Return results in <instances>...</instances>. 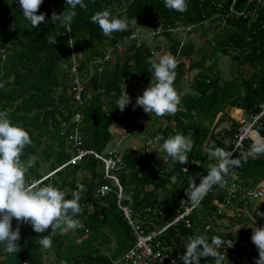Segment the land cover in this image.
Returning a JSON list of instances; mask_svg holds the SVG:
<instances>
[{
  "label": "trees",
  "instance_id": "obj_1",
  "mask_svg": "<svg viewBox=\"0 0 264 264\" xmlns=\"http://www.w3.org/2000/svg\"><path fill=\"white\" fill-rule=\"evenodd\" d=\"M235 1L237 12L251 10L245 0ZM229 2L186 0L187 11L180 13L165 8L164 0H84L87 9L77 6V15L69 31L50 20L33 28L23 17L18 0H0V111H6L11 122L24 127L32 139V146L26 148L22 156L25 160L37 156L28 179L40 182L41 186L57 187L66 193L67 199L76 195L78 184L86 188L79 201L83 212L75 217L82 222V228L57 234L52 246L44 249L36 239L47 233L37 234L29 224H22L19 226L20 250L9 254L0 244V264H46L43 257L50 252L54 260H47V264H112L131 247L129 228L115 205L114 187L110 185L112 191L102 197L96 195L100 185L109 184L102 178V165L91 156H85L76 164L59 167L76 153V147L67 140L74 131L80 137L79 148L102 155L107 149L113 150L108 147L111 140L109 127L116 123V101L121 97V85L130 86L134 79L142 88L155 83L149 71V61L155 60L154 51L147 44L140 41L136 45L135 41H127L121 53L116 51L115 46L128 40L133 28H142L143 36L149 35L153 40L161 38V46L167 54L177 59L174 81L177 91L184 84V76L196 71L184 84L187 91L179 94L178 111L164 116L166 122L173 123L153 130V140L157 135L168 138L179 133L190 137L194 146L188 153V163L183 165L173 163L167 154L165 160L158 162L156 153L159 149L154 147L152 154L147 155L145 142L141 147L118 153L123 169L115 175L122 193L132 194V202L121 199L122 204L137 209L142 204L152 205L154 199L166 195L165 201L180 197L183 183L188 178L195 179L198 184L199 178L206 175L211 157L204 154L205 147L215 144L227 151L231 148L230 139L237 123L229 118L228 109L233 108L235 114L240 111L244 121L248 122L250 116L258 112V106L264 104V9L257 12L256 22L248 24L247 16L227 14ZM67 7L66 0L54 3L57 13ZM105 9L114 18L126 19L127 30L105 36L98 25L90 22L91 15ZM40 13H45L46 20L51 16L45 0L37 12ZM158 24L162 27L159 33L155 30ZM176 29L188 39L182 41ZM193 34L204 39L200 48H196L189 38ZM54 37L55 43L51 44ZM69 43L79 62L77 73L85 80L81 96L83 104L79 106L73 102L72 85L67 79ZM204 44L207 49L201 50ZM153 50L161 48L157 45ZM106 53L113 62H105L100 71L93 67L91 70L88 64ZM220 57H227L234 69L229 79L221 75ZM182 59H189L188 64L185 65ZM87 95L89 98L86 99ZM76 113L79 117L74 120ZM227 122L226 129L214 132L217 126ZM256 132L264 138V120ZM251 143L245 140L241 149L234 152V158L239 159L240 153L248 150ZM191 162L197 166L190 165ZM41 165L47 166L44 173L40 172ZM184 165L189 168L181 174L180 168ZM231 168L249 188L260 187L264 182V155L249 158ZM77 170L83 172L79 179L75 177ZM195 172L200 173L195 175ZM199 212L200 219L191 216L193 226L182 230L180 239L205 235L209 243L212 236L231 240L233 247L226 249L225 243L220 249L226 258L231 259L243 255L248 259L258 254L250 239V226L255 218L253 227H264V208L258 207L254 212L249 211L248 216H240L234 223L239 225L237 230L220 232L217 229V233L212 231V224L215 218L225 216L216 214L209 195L202 200ZM244 222L246 226H243ZM12 227H17L15 219ZM240 241L247 245L241 246ZM111 245L112 249L109 248ZM213 263L211 257L200 258V264Z\"/></svg>",
  "mask_w": 264,
  "mask_h": 264
},
{
  "label": "clouds",
  "instance_id": "obj_2",
  "mask_svg": "<svg viewBox=\"0 0 264 264\" xmlns=\"http://www.w3.org/2000/svg\"><path fill=\"white\" fill-rule=\"evenodd\" d=\"M18 3L23 17L33 28L50 20L58 22L70 31L73 19L77 15L75 11L77 6L87 9L84 0H66L68 7L61 13L53 11L46 20L45 13L37 14L43 0H18ZM164 6L180 13L187 11L188 7L186 0H164ZM90 22L98 25L105 36L126 31L128 27L126 19L112 17L107 9L91 15ZM50 43H55V37ZM149 63V71L152 72L155 83L146 87L142 95L136 97L133 108L139 106L150 116L174 115L181 103V96L174 87L178 61L171 54H163ZM129 103L130 98L124 91L116 101V108L123 112ZM161 141L163 143H160ZM32 144L28 131L19 124H13L6 111H0V244L4 245V250L9 254L20 250L19 226L22 224H29L37 234L47 233L36 239V243L44 249L52 246L53 237L57 234L63 235L70 230L83 227L82 222L75 217L83 212L79 201L81 193L86 192L85 186L78 184L76 195L72 199H67L66 193L53 185L41 186L40 182L30 181L28 176L30 169L35 166L37 156H29L26 160L22 159V156L25 149ZM154 144L158 145L159 151L166 153L173 163L181 165L188 163V153L194 146L190 137L179 133L168 138L157 135ZM203 152L216 163L209 166L207 174L199 178L198 184L195 179L188 183L185 195L192 209L200 206L213 186H225L223 177L229 168L238 167L249 158L264 155V138L253 139L248 150L240 153L239 159L233 158L232 152L215 144L205 147ZM121 199L132 202V194L121 193ZM13 219L17 224L15 229L12 227ZM254 223L255 218L252 219L250 226L252 228L250 239L259 255L255 264H264V227H253ZM225 243L226 249L233 247L234 244L231 240L225 241L217 236H212L210 243L205 235L190 237L184 245L185 251L180 260L183 264H200L201 257H211L215 264H225L228 260L224 252L220 251Z\"/></svg>",
  "mask_w": 264,
  "mask_h": 264
},
{
  "label": "built area",
  "instance_id": "obj_3",
  "mask_svg": "<svg viewBox=\"0 0 264 264\" xmlns=\"http://www.w3.org/2000/svg\"><path fill=\"white\" fill-rule=\"evenodd\" d=\"M45 1L47 4V11L51 15L54 11V3L57 0ZM244 3L251 5V10L249 12H237L235 10L236 1L230 0L227 7V14H233L243 18L247 16L248 24L256 22L257 12L260 9H264V0H245ZM161 28V24H158L155 28L156 32H161ZM189 28L190 27L185 30ZM142 33V28L135 27L131 30L128 40L124 41H126V43L127 41H135L136 45H138L140 42L139 39L144 35ZM184 36L185 35H183V37ZM115 48L118 53H121L120 50L124 49V44L121 47L117 44ZM69 53L70 65L67 72V79L72 85L73 102L76 106H79L83 104L81 96L84 90L83 83L85 80L80 78L77 73L79 62L75 57L74 50L70 43ZM110 61V55L106 53L102 58L94 59L88 65L91 67V70L93 67L96 71H100L103 64ZM85 98L87 99L89 96L87 95ZM258 108V112L250 116L248 122L244 120L235 121L237 126L230 139L231 148L228 150L233 153V158L234 152L241 149L242 143L245 140L248 139L252 142L253 139L259 137L256 128L260 125L261 121L264 120V104H260ZM78 117L79 114L76 113L74 120H77ZM67 140L71 142L73 147H76V153L59 168L65 165L76 164L85 156H91L98 161L102 165V178L109 181V184L100 185L96 190V195L102 197L110 193L112 191L111 186H113L116 208L121 213V216L129 228L132 238L131 247L118 259L113 261L112 264H183L180 257L185 251L184 245L187 243L190 236H185L180 239V234L182 230L190 229L193 226V222L190 220L191 216L200 219L199 211L201 204L198 208L192 209L190 203L186 201L185 189L188 183L191 182V178H188L182 186L181 196L174 200L165 201L166 197L168 198L166 195L165 198L154 199V204L152 203V205L142 204L137 209L130 208L123 205L121 202L122 187L118 182L115 172L122 171L123 168L120 156L115 149H107L105 155H102L92 150L79 148L81 141L79 135L75 131L67 136ZM151 152V149L146 150L148 154ZM215 163L216 161L213 158L209 159V166ZM191 164L194 163L191 162L190 165ZM194 165L197 166V163ZM209 166L207 167V171ZM188 168L189 165L182 166L180 168L181 174H185ZM199 173L200 172H198L197 175H199ZM223 179L225 181L224 187H220L219 185L213 186L212 190L207 194L210 196V203L216 207L217 215L232 218L235 216L243 217L245 214L248 216L249 211L254 212L258 209L259 206L253 207L252 203L264 198V193L259 186L254 188L247 187L244 180L238 177L237 173L232 168H229ZM170 233H172V235H170ZM239 244L244 247L247 245L245 241H240ZM226 259L229 260L231 258ZM226 263L227 262H225V264ZM213 264H215V262Z\"/></svg>",
  "mask_w": 264,
  "mask_h": 264
},
{
  "label": "rangeland",
  "instance_id": "obj_4",
  "mask_svg": "<svg viewBox=\"0 0 264 264\" xmlns=\"http://www.w3.org/2000/svg\"><path fill=\"white\" fill-rule=\"evenodd\" d=\"M175 32H177L178 37L182 36V33H181L182 31L180 29H176ZM189 38L193 40L196 48H200L203 44V41H204V39L201 38L199 36V34H193ZM185 39H188V36L185 38H183V36H182V41H184ZM139 40L144 42L145 44H147L150 47V49L152 50V52L153 51L156 52L155 50H153V46H157V45L161 48L160 52H165V48H163V46H161V44H163V43H161L162 42L161 38H156V40H153V38H151L149 35H146V36H142V39H139ZM125 43H126V41L125 42L123 41V44H125ZM123 44L119 43V47L123 46ZM205 49H207L206 44H204V48H201V50H205ZM122 50L123 49H121L120 51L122 52ZM153 58H155L154 55H153ZM190 58H192V56ZM110 60H111V58H110ZM182 60L184 61L185 65L188 64L189 59H182ZM110 62H113V61L111 60ZM218 67H219L221 75L224 79H229L230 75L234 72V69L232 67H230V62H229V59L227 57H222V58L220 57L219 58ZM195 72L196 71H194V70L188 72V74L186 76H184L185 80L183 79L184 81H182V83H184V84L187 83L191 79V77L195 74ZM184 84H182L180 86L181 88L177 91L178 94H180V92H182V91L183 92L187 91V88L184 86ZM135 85L140 87L139 82L135 81V79H134L133 86H135ZM137 86H136V88L133 89V92H136L137 94H138V92H139V94L141 92V95H142L143 90L145 88L144 89L142 87L138 88ZM132 88H129V89H132ZM140 90H142V91H140ZM127 113H130V111L128 110ZM135 113L137 114L138 118H137V121L135 122V124L132 125V128L128 129V127L127 126L125 127L124 125L123 126L125 128L121 127V129L124 130V134H125V132H127L125 134L126 136L125 137L123 136V138H118L117 141H116V138L114 141V136H113V138H111V140H110V143L108 144V147H113V149H115V151L119 154H122L123 152H126V151H128V149H131L133 147H137V145H138L136 143L137 141H139L141 143L145 142L148 145L146 147V149H148L150 145L158 147V145L154 144V140H153V130L156 127V124L161 123V125H163V124L166 125V124H172L173 123V121H170V122L168 121L169 123L166 122L167 119L164 118V116L163 117H157L154 114L150 116V115L146 114L141 107H139V109L136 110ZM165 116H169V115H165ZM228 116L231 120H234V121H239V120L245 119L244 115L242 113H240V111H239V114H235V111L233 108L228 109ZM228 123L229 122H227V124L221 123L219 126L216 127L214 132L217 130L220 131V130L226 128L228 126ZM125 130H127V131H125ZM113 135H114V133H113ZM134 138L137 140H135ZM152 144H154V145H152ZM146 154L150 155L148 153H146ZM165 158H166V153L160 152L157 156V160H159L158 162H162ZM208 166H209V164H208ZM46 170H47L46 165L40 166V172L41 173H44ZM82 174H83L82 171L77 170L76 175H75L76 179H79ZM197 174H198V172L195 173V175H197ZM262 183L264 184V182H262ZM183 185H184V183H183ZM260 189L264 193V185H261ZM252 206L253 207L259 206V209L264 208V198H262L261 200H257L254 203H252ZM261 213L262 212H260V214ZM236 218H240V217H236ZM235 221L236 220L233 219L232 223L233 222L235 223ZM244 224H245V222L243 223V225ZM229 226H230V224H229ZM214 232L217 233L218 231L215 230ZM112 247L113 246L111 245L109 248L112 249ZM43 258L45 259L46 264H47V260H54V257L51 254V252L44 254ZM256 259H258V258H256ZM238 261L245 263V264H255V261L254 262L250 261V263H246V256L245 255L238 258ZM228 262H229V264H233L230 262V260H228ZM228 262L226 264H228ZM55 264H58V263H55Z\"/></svg>",
  "mask_w": 264,
  "mask_h": 264
},
{
  "label": "crops",
  "instance_id": "obj_5",
  "mask_svg": "<svg viewBox=\"0 0 264 264\" xmlns=\"http://www.w3.org/2000/svg\"><path fill=\"white\" fill-rule=\"evenodd\" d=\"M160 51L161 50H159V51L156 50V52L153 53V55L155 56V60L160 55L167 54L166 51L165 52H160ZM136 86L137 85L133 86V84L130 85V86L121 85V96L124 94V91H125V93L130 98V103L126 106V108H125V110L123 112H121L118 109L117 115H116V123L113 124V125H111L109 127V131L111 133V138H113V136H114V141H115V138H116V141H117L118 138H123V136L124 137L126 136L125 134L127 132H125V134H124V130H122L121 127L125 128L127 126L128 129H131L132 128V125L135 124V122L137 121L138 116L135 113V111L139 109V106L133 108V105L135 104L136 97L139 96V95H141V92H140V94H139V92H138V94L136 92H133V89L136 88ZM129 88H132V89H129ZM138 88H140V87H138ZM140 91H142V90H140ZM126 110L127 111L129 110L130 113H127ZM161 126H162L161 123H158V124H156V127L154 129H156L158 127H161ZM163 126H164V124H163ZM125 131H127V130H125ZM113 133H114V135H113ZM135 140H137V139H135ZM138 142L139 141L136 142L138 144L137 147H141L142 143L141 142L138 143ZM152 145H154V144H152ZM137 147H133V148H137ZM154 147H155L156 150L159 149L157 146H151V145L149 146V148L151 150H154ZM159 153H160V151L158 153H156V156H158ZM261 185H264V184L261 183ZM261 185H260V187H261ZM159 193H161V192H159ZM236 217H240V216H235L233 218L232 217H226L225 216L222 219H216L215 218L214 223L212 224V231H215L217 229L220 232H232L234 230H237L239 228V225H235L234 222L232 223L233 219H235V220L238 219ZM229 224H230V226H229ZM245 224H246V222H245ZM243 226H246V225H243ZM247 226H250V225L247 224ZM251 230H252V228H251ZM256 258H259V256H257V254L251 255L248 259H246V263H250V261L251 262H254L256 260ZM229 260L233 264H245V263L239 262L238 261V258H236V259H229Z\"/></svg>",
  "mask_w": 264,
  "mask_h": 264
}]
</instances>
